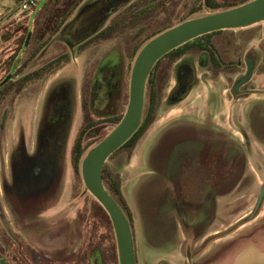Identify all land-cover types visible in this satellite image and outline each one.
<instances>
[{
	"label": "rangeland",
	"instance_id": "rangeland-1",
	"mask_svg": "<svg viewBox=\"0 0 264 264\" xmlns=\"http://www.w3.org/2000/svg\"><path fill=\"white\" fill-rule=\"evenodd\" d=\"M84 1L64 23L60 32L51 38L44 49V51L46 50L43 52L44 55L31 60L32 65L39 66L46 55L57 57L59 53H63L65 45L67 50L73 49L78 42L99 33L117 16L122 15L128 9L125 8L127 5L131 7L137 0ZM161 1H163L162 5L155 2L146 9L147 12L142 10V14L139 12L133 20L126 21L121 34L117 35L116 33L114 35L117 36L112 35V38L102 40L98 44H91L85 52L79 55L76 53L75 59L71 61L69 58L67 65L60 73L68 75L76 73L83 69V62L86 59L94 60L110 48L123 53V58L125 56L124 59L130 63L131 68L132 60L130 61L129 55L133 53L136 45L141 43L147 35L167 26V18L174 21L176 17L186 15L190 8V2H192L189 0L188 4L186 0ZM129 2L131 5L128 4ZM27 17L20 21L12 19L0 24V62L5 57L4 50L10 43L9 38L15 33L19 36L24 28L31 24V16ZM42 19L45 23V18ZM51 25L52 23L49 22V27ZM234 31H239L240 35L244 33L243 30ZM241 37L242 35L238 38L241 39ZM124 40L128 42H124ZM205 40H200L201 44H206ZM194 51L193 48L191 52H187L186 58L196 62L199 52L194 53ZM197 72L202 80L199 87L202 92H206L207 85L204 79L208 78L207 70L198 68ZM171 73L164 80V88L155 113V120L160 119L167 124L171 122V113L169 115L168 113L172 106L166 102L167 93L173 86ZM2 75L0 70V77ZM69 78L74 79L75 75L72 74ZM226 87L227 84H221V88ZM76 90L72 80H58L49 86L44 103H37L34 106V101L29 99L26 92L15 101L11 113L13 100L8 97L2 99V95H0V259H3L4 264H83V262H87L85 241L89 240L90 235H92L90 239L93 250L101 252L99 257L105 264H114V262L117 264L114 236L111 225L109 228L110 223L108 224L106 221L107 215L105 216L93 204L94 199L88 193L83 192L80 174L78 181L71 166L70 144L78 127L81 126L79 105L75 98ZM126 102L127 96L124 108ZM24 104L25 106H23ZM145 104L146 97L144 98V107ZM199 108L196 111L197 117L203 115L205 117L209 108L202 100ZM36 115L40 121L35 129L36 123L33 125V122L30 121L31 119L35 121L33 116ZM112 127L114 125L98 127L96 136L94 139H90V143L100 141L111 131ZM21 129H23L24 136H20L19 130ZM161 129L164 131L173 129V132L178 133V135H174L176 138L180 136L179 133L188 135L192 132L182 126L172 128L170 125H166L160 127L158 131L161 132ZM192 133L204 135L206 132H202L200 129ZM139 141L135 148L140 146ZM152 146L153 143L148 148ZM205 148H203V153L206 151ZM134 149H132L131 155ZM130 157L127 159L124 153H119L111 160H107L108 168L119 176L120 181L121 178L123 181H128L126 168ZM241 163V161L237 163V167ZM259 180L260 182L264 181V173L261 174ZM162 183L155 178L147 180L144 177L134 176L128 183V188L124 190L125 206L131 217L139 258L143 257L144 251L140 249L144 246L151 247L152 250L147 253L150 257L157 253L156 249L161 251L170 249V241L175 238L174 226L170 221H164L163 217L177 205L184 207L189 204V200L185 197V187L181 189L179 185H176L174 189L177 192V197L172 198L169 196L170 193L165 191ZM180 190L181 194H179ZM240 196L239 207L241 209L244 207L241 212L248 214L255 201L256 191L252 196H249V202H246L248 194H240ZM164 198L167 199V202ZM244 199L247 200L244 201ZM263 214L264 204L258 215L263 216ZM199 221H201L200 224L199 222L194 224L195 229L187 232L198 235L185 242L179 260L174 264H184L187 250L190 252V260L195 262L206 247L209 249L211 246L213 248V245L218 246L234 238H243L238 241L234 240L224 247L231 253L248 241V238L243 237V234L257 226V222H252L247 223L242 229H240L241 225L238 228L232 225L225 230L229 226L228 223H225L228 221L221 219L219 234L211 235L203 240L201 237L204 231L202 230L200 233L198 231L200 227L204 229L206 226H204L202 218ZM180 224L182 229L187 231V227L191 223L181 222ZM103 235L105 237L102 240L103 245H101V240L98 238ZM111 241L113 242L112 246ZM256 244L264 248V238L257 240ZM95 260L96 257L92 255L91 264H95Z\"/></svg>",
	"mask_w": 264,
	"mask_h": 264
},
{
	"label": "flooded vegetation",
	"instance_id": "flooded-vegetation-1",
	"mask_svg": "<svg viewBox=\"0 0 264 264\" xmlns=\"http://www.w3.org/2000/svg\"><path fill=\"white\" fill-rule=\"evenodd\" d=\"M128 4L131 5L130 2ZM128 6L129 5L125 8H128ZM251 29L254 30L251 31ZM251 29L249 28L243 30L244 33L241 34V39L238 38L241 36L238 33L239 31H216V33L212 34L211 37L206 38L205 43L207 44V49L198 51L199 57L196 62L187 59V54H181L177 59H175L168 66L170 68L168 74L172 72L171 76L173 78V86L167 93V104L172 102L170 105L174 107L180 101L184 100L183 98H179V95L181 94V91H183L184 87L182 82H184V84L187 82H195L191 87L192 89L202 81L197 72L198 68H200L207 70L206 74L208 75V78L204 79V81L206 80L205 83L208 91L207 104L210 108L213 107L218 110H224V99H232L231 101H233V103H236V100H238V103L240 104V102L252 95L256 97L255 102L264 105V26L256 25L251 27ZM60 30L57 33H59ZM101 31L93 36L91 35L90 37H87L83 41L78 42L73 49H70L71 52L66 49L67 47L64 44L63 53H59L57 57L46 55L41 65L35 66L31 64V60L35 57L41 58L42 55H44L43 52L46 51H44L46 45L49 43L51 38L55 37L57 33L55 32L50 35L49 32H46L40 37L38 36L40 33H37L38 35L36 32L33 34V29L29 28L20 33L19 36L15 33L9 38L10 43L6 45L4 50L5 57L0 62V70L3 73L0 77V84L8 75H10L9 79L3 85H0V95H2L1 98L3 99L8 97L13 100L10 113L13 110L15 101L18 98L20 99L24 93H28L29 99L34 101L35 106L37 103H44L46 94L48 93V88L51 84L61 79L72 80L73 86L77 89L75 98L77 104L79 105L78 108L80 112L81 126L78 127L75 137L71 140V150L78 135L85 127L87 128L84 130L85 137L83 142L88 143L90 142V139H94L96 136L98 127L107 125L115 126L117 124H114L116 114L122 112L125 105L130 63L124 59L125 56L123 58V53L121 54L118 50L110 48L106 53H103L100 57L98 56V58L94 60L91 59L89 61V59H86L83 62V69L76 73H71L70 75L60 73L67 65V60H69V58L71 61L74 60L76 53L79 55L80 53L85 52L91 44H98L102 41L95 40V37L100 34ZM201 43L202 41L198 42L195 47H198ZM206 51H208L207 54ZM204 53L206 54L205 56H203ZM248 59L251 62V75H249L243 85L234 89L237 82L240 81L247 72ZM164 63L167 64L166 59ZM72 74L75 75L74 79L69 78ZM224 83L227 84V87L223 89L221 88V84ZM23 106H25V104ZM256 107L258 108V106ZM33 117H35V121L31 119L30 122H33V125L36 123V129L39 125L40 119H38L37 115ZM203 118L205 125L204 128H206L209 126V121L211 119L210 114H206ZM37 119L38 123L36 122ZM6 122L7 117L5 124ZM237 126H239V124ZM19 132L20 136H24L23 129L19 130ZM240 134L243 140H245L248 144L250 139L246 133L241 131ZM188 146L189 145L181 146L176 152L175 158H172L174 165H172L171 168H173V171L169 174V181L172 186V190L176 188V185H179V188L182 189L186 186H200L202 184L205 166V157L202 152L204 145L193 143L191 146ZM241 162L242 170L245 163L244 159H242ZM259 166L260 167L257 168V172L261 174L264 173V164H259ZM263 184L264 181H262L257 187L255 201L253 202L251 210L248 214H245V216L241 217L239 221L236 223L234 222L225 228V230H227L232 225L237 226L236 228L240 225L241 227H245L247 223L257 222L256 227H253L251 231H248V233L243 234V237H247L248 241H245L246 243L244 242L245 244H243L242 247L231 253L228 252L229 250L227 251V249H224V247L234 240L238 241L243 238H234L221 243L218 246L213 245V248L211 246L209 249L206 247L203 249L201 254H199V258H197L195 262H192V259L190 260V252L187 250L185 252L184 264H235L238 255L249 246H252L260 253H264V248H261L256 244L257 240L264 238V214L263 216L261 215L262 217L258 215L264 204V193L260 204H258L255 208L258 199V192ZM245 193L246 192H242L240 194ZM240 194L237 197L241 198ZM176 207L182 210L185 206L182 207L181 205H177ZM124 213L128 218L127 220L133 235L132 239L136 255V264H172L164 258L165 256L170 255L168 253V249H165V251L162 252L157 251V253H154L153 257L147 255V253H150L149 251H144L143 257H138L139 254L135 243L136 237L134 235L131 217L127 208ZM202 230L200 229L198 233L202 232ZM214 234H219V232ZM202 235H204V233ZM91 237L92 235L88 237L89 240L85 241V255L87 256V262H83V264H91L92 255L95 256L98 251L93 250L90 239ZM95 257V264H105L103 260V263L101 262L102 258L100 259L98 256ZM0 264H4L3 259H0Z\"/></svg>",
	"mask_w": 264,
	"mask_h": 264
},
{
	"label": "crops",
	"instance_id": "crops-1",
	"mask_svg": "<svg viewBox=\"0 0 264 264\" xmlns=\"http://www.w3.org/2000/svg\"><path fill=\"white\" fill-rule=\"evenodd\" d=\"M45 1L41 0L33 13L27 15L16 12V0H0V24L12 19L20 21L28 18L27 16H31L32 19L33 14L41 9ZM233 32L235 31L233 30ZM207 92V89L206 92H202L199 84L196 85L188 92L184 100L169 111L168 115L171 113L169 124L156 119L148 127L139 141L140 146L133 150L127 165L128 181H123L121 178L120 182V191L125 201L124 190L128 188V183L134 176L144 177L147 180L148 178L158 179V181L163 182L165 191L170 193L169 196L175 198L177 192L175 189L172 190L171 184L168 183L169 174L173 171L171 166L174 165L172 158H175L176 152L183 145L203 144V148L207 145L206 151L203 153L205 166L202 184L200 186H186L184 191L189 204H186L185 209L182 210L175 207L163 217L165 218L164 221H170L173 224L175 231V238L170 241L171 247L168 249L170 255L164 257L172 264L179 260L185 242L198 235L187 232L195 229L194 224L197 222L200 224L199 219L202 218L206 225L203 229V239L220 231L221 219L228 221L225 223L229 225L236 223L245 216V213L241 212L244 207L241 206L242 209L239 207L240 198L236 196L246 192L248 200L244 201L249 202V196H252L261 183L259 180L261 173L257 172V167L259 164H264V105L255 102L256 97L252 95L240 104L238 100L233 103L232 99H224L225 109L218 110L208 106ZM201 100L209 108L207 114L209 113L211 117L208 126L210 128H204V115L197 117L196 114V111L200 109ZM176 110L178 112H174ZM237 123L240 127L237 126ZM166 125H170L172 128L182 126L192 132L201 129L202 132L206 133L204 135L192 132L188 135L187 133L186 135L179 133L180 136L176 138L174 135H178V133L173 132V129L158 131L160 127ZM241 131H244L249 137L248 144L243 140ZM152 143L153 146L148 148ZM242 159L245 163L241 170L242 165L237 167V163ZM179 194H181V190ZM181 221L191 223L187 227V231L182 229ZM242 228L244 226L240 229ZM200 229L202 230L201 227ZM150 248L144 246L140 250L151 251ZM156 251L161 250L156 249Z\"/></svg>",
	"mask_w": 264,
	"mask_h": 264
},
{
	"label": "water",
	"instance_id": "water-1",
	"mask_svg": "<svg viewBox=\"0 0 264 264\" xmlns=\"http://www.w3.org/2000/svg\"><path fill=\"white\" fill-rule=\"evenodd\" d=\"M255 25L264 26V0H249L225 10L184 19L147 39L134 54L128 76L127 102L121 118L109 133L86 150L79 163L83 192L88 193L108 217L114 236L117 264H136L133 235L124 211L102 183V169L109 157L128 142L141 125L150 72L163 55L194 38L221 30H245ZM247 68L246 74L234 89L243 85L251 75L249 59ZM263 193L264 184L259 189L255 208L260 204ZM235 264H264V253L249 246L238 255Z\"/></svg>",
	"mask_w": 264,
	"mask_h": 264
},
{
	"label": "trees",
	"instance_id": "trees-1",
	"mask_svg": "<svg viewBox=\"0 0 264 264\" xmlns=\"http://www.w3.org/2000/svg\"><path fill=\"white\" fill-rule=\"evenodd\" d=\"M84 0H46L41 9L35 12L32 16V22L29 26L25 27L24 30H27L29 28L33 29V34L40 33L38 36H43L44 33L49 32L50 35L53 33H57L60 28L63 26L64 23L75 13L76 9L83 4ZM189 4V0H186ZM249 0H192L190 2V8L188 9V13L183 16L176 17L174 21H170L167 18V26H164L161 30L154 31L150 35H147L141 43H138L136 47L133 49V53L129 55L130 61L132 60L135 53H137L138 49L141 47V45L152 36L156 35L160 31L164 30L165 28H169L178 22L182 20H186L188 18L205 14L206 12H214L218 10H225L227 8L236 6L238 4H242ZM83 2V3H82ZM158 2L159 4H163V1L161 0H137L131 7L128 6V9L122 13V15L117 16L112 22H110L102 31L100 34H98L95 37V40H106L108 38H112L114 34L117 33L121 34L123 32L124 26L126 21L133 20L137 14H142V10L144 12H147L146 9L150 8V6ZM45 18V23H43V19ZM49 22L52 23V25L49 27ZM222 31V30H221ZM216 32L207 34L205 36H199L197 38H194L188 43H184L180 47L176 48L175 50L171 51L168 54L163 55L155 64L153 71L150 73L146 90H145V97H146V104L143 109L142 113V122L140 127L137 128L136 132L133 134V136L126 142L124 145H122L120 148H118L110 157L108 160H111L113 157H115L119 153H124L126 155V158L128 159L131 155L132 149L142 136V134L146 131V129L152 124V122L155 119V113L156 109L158 108L159 100L161 97L162 89L164 88L163 83L164 80L167 78V74L169 73L170 68L168 67L175 59H177L181 54H187V52H191L193 48L195 49L194 53H197L199 50H206L207 45L206 44H199L198 47L196 44L200 40H205L206 38L210 37L212 34ZM48 34V35H49ZM114 35V36H117ZM126 40H124L125 42ZM128 42V41H126ZM201 42V41H200ZM167 61V64L164 63V61ZM189 62V61H188ZM184 73V72H183ZM183 83V91H181V94L179 95L180 99H184L187 92L191 89V87L194 85L195 82H187ZM172 102H170L171 104ZM121 117V112L116 114V117L114 119V124H116ZM87 127L84 128L86 130ZM84 130L80 132L78 135L75 144L72 147L71 150V166L74 174L79 179V163L81 161L82 155L86 151L88 147H92L96 144V142H88L84 143ZM107 163V161H106ZM104 163L103 169H102V180L103 185L105 189L107 190L108 194L114 199V201L120 206V208L125 211V200L121 194L120 191V178L117 174L112 172L107 164ZM93 204L106 216V213L103 211V209L93 201ZM106 221L109 224L108 218L106 216ZM110 228V224H109ZM104 235L98 238L100 241V244L103 245L102 240L104 239ZM107 238V237H106ZM113 242L111 241V246ZM101 250V248H100ZM101 254L97 251L95 256H98ZM101 259V257H99ZM102 262V259H101ZM103 263V262H102ZM115 264V262H114Z\"/></svg>",
	"mask_w": 264,
	"mask_h": 264
},
{
	"label": "built area",
	"instance_id": "built-area-1",
	"mask_svg": "<svg viewBox=\"0 0 264 264\" xmlns=\"http://www.w3.org/2000/svg\"><path fill=\"white\" fill-rule=\"evenodd\" d=\"M41 0H16V12L30 15Z\"/></svg>",
	"mask_w": 264,
	"mask_h": 264
}]
</instances>
